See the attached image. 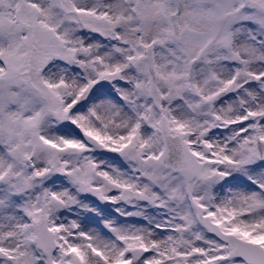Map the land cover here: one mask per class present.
<instances>
[{"label": "snow or ice", "instance_id": "6c2138e0", "mask_svg": "<svg viewBox=\"0 0 264 264\" xmlns=\"http://www.w3.org/2000/svg\"><path fill=\"white\" fill-rule=\"evenodd\" d=\"M0 264H264V0H0Z\"/></svg>", "mask_w": 264, "mask_h": 264}]
</instances>
